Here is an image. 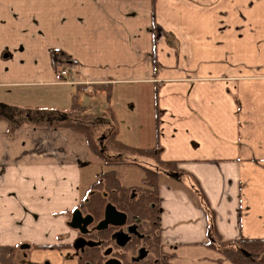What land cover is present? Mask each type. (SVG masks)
Returning <instances> with one entry per match:
<instances>
[{"label": "crops", "instance_id": "0c3cea01", "mask_svg": "<svg viewBox=\"0 0 264 264\" xmlns=\"http://www.w3.org/2000/svg\"><path fill=\"white\" fill-rule=\"evenodd\" d=\"M78 84L74 115H100L104 98L97 112L83 100L108 86L105 133L171 164L126 152L158 171L167 264H233L217 243L264 239V0H0V102L65 113ZM91 160L72 129L0 120V245L76 264L67 222Z\"/></svg>", "mask_w": 264, "mask_h": 264}, {"label": "trees", "instance_id": "16d2710c", "mask_svg": "<svg viewBox=\"0 0 264 264\" xmlns=\"http://www.w3.org/2000/svg\"><path fill=\"white\" fill-rule=\"evenodd\" d=\"M51 60L54 69L58 71L63 65H73V61L60 51H52ZM82 86L79 84L74 86V94L71 96L69 110L65 113L56 111V116L50 115L54 118H46L49 115L45 116L33 108L20 109L0 102V120L9 122L12 126L48 125L51 123L55 127L72 129L83 135L89 152L102 161L105 159V149L102 141L96 139L95 132L99 131L109 120L113 121L109 106L110 91L106 85H91L92 91L103 90V98L107 106L97 116H76L74 113L78 107L77 93ZM23 113L25 116L22 115ZM36 117H41V119ZM106 139L119 152H130L138 156L151 158L158 166H171L170 163H163L158 159V150L155 146L136 148L125 145L115 139L113 131ZM117 154L121 153H116L115 158L118 156ZM104 164L106 165L107 162H104ZM114 164L119 165L122 162ZM136 165L142 170L143 174L139 180L140 185L136 187L134 185H122L118 177L119 174L113 168L95 171V178L87 183L86 194H84L79 206L99 216L103 203L106 201L111 202L117 209L126 212L128 218L137 224L138 230L148 236L146 244L150 252L149 256L137 263L126 262L127 264H167L168 257L160 251L158 239V171L149 169L144 165ZM132 190H135V192L131 193ZM216 247L233 264H264V239L219 242ZM17 252L16 248L0 245V264H17ZM78 264H100L99 247L84 251L78 259Z\"/></svg>", "mask_w": 264, "mask_h": 264}, {"label": "flooded vegetation", "instance_id": "af4514ba", "mask_svg": "<svg viewBox=\"0 0 264 264\" xmlns=\"http://www.w3.org/2000/svg\"><path fill=\"white\" fill-rule=\"evenodd\" d=\"M106 203L112 204L108 201L104 202L100 209L99 216L79 206V204L75 207L80 210L82 216L86 214L90 215L91 221L84 226L83 233H80L78 229L70 228L74 231L70 247H72L74 240L78 237L84 239L85 242H92L91 245L84 244L81 248L74 249L76 252V264H78V259L84 251H88L95 247H99L100 264H103L107 259H116L120 264H127L126 262L137 263L147 258L150 254L146 244L148 236L138 230L137 224L128 218L126 212L117 209L113 204L112 205L117 211L125 214L124 223L117 226L107 224L103 229H96V224L103 218V208ZM70 215L71 212L69 213L68 221ZM119 238L123 239L118 240Z\"/></svg>", "mask_w": 264, "mask_h": 264}, {"label": "rangeland", "instance_id": "374dc122", "mask_svg": "<svg viewBox=\"0 0 264 264\" xmlns=\"http://www.w3.org/2000/svg\"><path fill=\"white\" fill-rule=\"evenodd\" d=\"M40 92H43V91H40ZM37 93L38 92L34 90V94H37ZM45 100L40 101V100H35L33 98H27L26 103L30 104V105H28L30 107H28L27 109H32V108L36 109L37 111H39L41 114H43L45 116L49 115V117H46V118H50V119L53 117V116L51 117L50 115H55L56 111L58 112V110H59V112H62L59 109L62 107L58 108V105L55 104L56 103L55 101H52L50 99H45ZM32 101H35V103H32ZM42 101H44V102H42ZM102 101H103V96L101 95L100 98L99 97L98 98L93 97L91 100L84 98L83 103H86V105L91 103V105H93L95 107V109H97L96 110V112H97L98 108H99L98 106L101 104L103 105ZM41 103H45V104H41ZM52 104L56 105L57 107L56 108L53 107ZM86 112H88V110ZM90 112H93V110H91ZM36 118L41 119V117H36ZM100 130H103V131H100ZM102 134L105 136L101 137ZM109 134L110 133H108V134L105 133L104 128H101V129H99V131L95 132L96 139H99L103 143V146L105 149V159H103L101 161L96 156L91 154L92 155V160H91L92 161V163H91L92 167H90L87 170L88 176H86V175L82 176L80 193L82 192V189L86 191V187H87V185L85 186V184H87L86 178H89V181H91L95 178L94 177L95 171H103V170H107V169H111V168L115 169L117 171V173L119 174L118 176L120 177V183L122 185H124V186L134 185L135 187L140 185L139 180H140V177L142 176L141 171H140L141 169L138 167V165H136V164H140V162L138 160L132 159V158H135L136 155L134 156L131 154H126V152H123L121 154H117L118 156L115 158V154L120 153V152L117 151V149L114 148L109 143V141L106 139ZM104 162H107V164L105 165ZM117 162H122V164H119V165L114 164ZM93 165H95V166H93ZM134 192H135V190L131 191V193H134ZM83 194H84V192H83ZM71 248H72L73 256L75 257L76 252H75L73 247H71ZM69 258H72V256H69ZM16 259H17V264H32V263H30V259L25 257L23 254H21V256L17 257Z\"/></svg>", "mask_w": 264, "mask_h": 264}, {"label": "water", "instance_id": "95a60500", "mask_svg": "<svg viewBox=\"0 0 264 264\" xmlns=\"http://www.w3.org/2000/svg\"><path fill=\"white\" fill-rule=\"evenodd\" d=\"M91 221L90 215H81L78 208H74L71 211L70 219L67 225L71 229H78L80 233L84 232V226H86ZM125 221V214L123 212L117 211L114 206L110 203H106L103 208V218L96 224V229L100 230L107 226V224L117 226L123 224ZM119 238L118 240H122ZM84 244L91 245L92 242H85L84 239L78 237L74 240L72 247L74 249L81 248ZM103 264H120L116 259H107Z\"/></svg>", "mask_w": 264, "mask_h": 264}, {"label": "built area", "instance_id": "2783aa9c", "mask_svg": "<svg viewBox=\"0 0 264 264\" xmlns=\"http://www.w3.org/2000/svg\"><path fill=\"white\" fill-rule=\"evenodd\" d=\"M59 74H60V76L63 78V79H70L71 80V73H70V71H69V69L68 68H66V67H62V68H60L59 69Z\"/></svg>", "mask_w": 264, "mask_h": 264}]
</instances>
